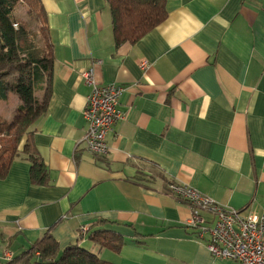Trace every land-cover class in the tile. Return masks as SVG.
Wrapping results in <instances>:
<instances>
[{"label": "crops", "instance_id": "crops-1", "mask_svg": "<svg viewBox=\"0 0 264 264\" xmlns=\"http://www.w3.org/2000/svg\"><path fill=\"white\" fill-rule=\"evenodd\" d=\"M42 3L55 63L32 147L49 183L32 182L25 155L0 178V264L48 233L60 253L78 242L113 264H241L213 256L209 233L195 237L190 205L169 185L264 215V0H165L166 19L121 45L107 0ZM90 69L125 87L105 156L84 143ZM35 95L44 101L46 88Z\"/></svg>", "mask_w": 264, "mask_h": 264}, {"label": "trees", "instance_id": "trees-1", "mask_svg": "<svg viewBox=\"0 0 264 264\" xmlns=\"http://www.w3.org/2000/svg\"><path fill=\"white\" fill-rule=\"evenodd\" d=\"M107 1L113 14L118 45L137 42L167 17L165 0ZM20 4L37 16L40 22L37 32L30 31L26 22L17 19L15 12ZM12 62L18 66V76L10 83L6 79L9 74L6 67ZM54 63V44L42 0H0V100L7 101L9 92H14L21 100L11 118L0 115V178L7 176L16 158L25 155L31 163L32 182L49 183V169L35 153L32 138L38 120L47 111ZM40 88H46L44 101H39L35 95ZM91 238L116 251L122 246L100 232L93 233ZM21 258L7 264L30 263L32 259L36 264H113L78 242L60 253L59 243L51 233L39 239Z\"/></svg>", "mask_w": 264, "mask_h": 264}, {"label": "built area", "instance_id": "built-area-1", "mask_svg": "<svg viewBox=\"0 0 264 264\" xmlns=\"http://www.w3.org/2000/svg\"><path fill=\"white\" fill-rule=\"evenodd\" d=\"M146 61L141 63L145 67ZM92 86L84 107L87 130L84 143L95 156H105L110 151L109 133L115 130L118 121L124 119L120 108L125 87L117 83H101L94 69L84 73ZM175 190L186 200L192 210L189 225L198 226L200 233L195 237H204L209 233L208 248L213 256L224 259H237L243 264H264V220L256 214L244 217L236 210L224 212L212 207L215 222L209 227L205 224L197 208L211 204L209 198L201 196L194 188L184 186Z\"/></svg>", "mask_w": 264, "mask_h": 264}, {"label": "rangeland", "instance_id": "rangeland-1", "mask_svg": "<svg viewBox=\"0 0 264 264\" xmlns=\"http://www.w3.org/2000/svg\"><path fill=\"white\" fill-rule=\"evenodd\" d=\"M15 14H16V17L18 20H22V21L27 23L30 31H32L34 33L38 31V28L40 27V22L37 20L36 15L30 14L28 8L25 5H23V4L18 5L16 8ZM15 26H18V25L15 24ZM38 39H39V36H38ZM145 66H147V63L145 64ZM17 67L18 66L16 65V62H12L11 64H9L6 67V71L9 72L8 76L6 77L8 82H10V83L13 82L16 79V77L18 76V73H17L18 68ZM9 95H10V98L7 101L6 100L0 101V115L2 117H5V118H6V116H10L11 114H13L12 112L15 111V109L19 105L17 102L18 99L15 96L17 94H15L14 92H9ZM96 247H98V249H99L98 244H96Z\"/></svg>", "mask_w": 264, "mask_h": 264}, {"label": "bare ground", "instance_id": "bare-ground-1", "mask_svg": "<svg viewBox=\"0 0 264 264\" xmlns=\"http://www.w3.org/2000/svg\"><path fill=\"white\" fill-rule=\"evenodd\" d=\"M125 115V114H124ZM125 118V117H124ZM184 186H189V185H186V184H183V185H181V184H179V183H175V182H173V183H171L170 185H169V191H170V193L171 194H173V195H175V196H178V197H180L181 199H183L184 201H186L176 190H175V188H181V187H184ZM191 187V186H190ZM193 188V187H192ZM195 189V188H194ZM201 196H203V197H206V198H209L212 202H211V204L209 205V206H207V207H205V208H197V210H198V213H199V215L202 217V218H204V219H206V222H205V224H210V222H209V220L203 215V211H206V212H211L210 211V209L212 208V207H217V208H219V209H221V210H223L224 212L226 211V212H229V211H231V210H236V209H226V208H224V207H222L220 204H218L214 199H212L211 197H209V196H206V195H204V194H202L201 192H199L197 189H195ZM236 211H238L239 213H241V215L242 216H244V217H247V216H249V215H251V214H256V215H258L259 217H261L262 218V220H264V215H259V214H257V213H254V212H249V213H244L243 211H240V210H236ZM212 213V212H211ZM213 223L209 226V227H211L213 224H214V222H215V219H213V221H212ZM190 226H192V225H190ZM197 235V234H196ZM195 235V236H196ZM227 259V258H226ZM229 260H234V261H237V262H239V263H241V264H243L242 262H240L239 260H237V259H229Z\"/></svg>", "mask_w": 264, "mask_h": 264}]
</instances>
